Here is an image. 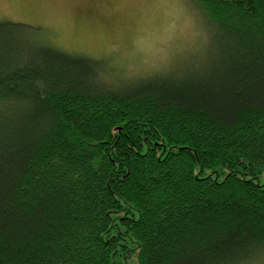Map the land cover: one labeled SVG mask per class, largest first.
I'll use <instances>...</instances> for the list:
<instances>
[{
    "label": "trees",
    "instance_id": "1",
    "mask_svg": "<svg viewBox=\"0 0 264 264\" xmlns=\"http://www.w3.org/2000/svg\"><path fill=\"white\" fill-rule=\"evenodd\" d=\"M191 1L200 54L135 78L0 20V264L264 261V0Z\"/></svg>",
    "mask_w": 264,
    "mask_h": 264
},
{
    "label": "rangeland",
    "instance_id": "2",
    "mask_svg": "<svg viewBox=\"0 0 264 264\" xmlns=\"http://www.w3.org/2000/svg\"><path fill=\"white\" fill-rule=\"evenodd\" d=\"M2 19L36 25L44 41L124 78L179 69L209 39L191 0H0Z\"/></svg>",
    "mask_w": 264,
    "mask_h": 264
}]
</instances>
